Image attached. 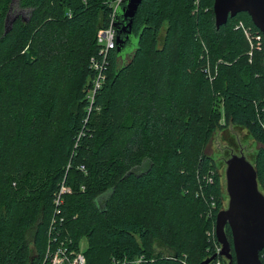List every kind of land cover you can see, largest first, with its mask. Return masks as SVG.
<instances>
[{
	"label": "trees",
	"instance_id": "1",
	"mask_svg": "<svg viewBox=\"0 0 264 264\" xmlns=\"http://www.w3.org/2000/svg\"><path fill=\"white\" fill-rule=\"evenodd\" d=\"M194 2L141 0L88 113V61L110 1L0 0V264H42L63 181L59 237L76 250L86 240L87 264L140 255L141 264H201L213 255L206 232L221 208L203 145L222 119L262 143L255 170L264 189V44L249 56L231 17L217 28L213 0H197L191 14Z\"/></svg>",
	"mask_w": 264,
	"mask_h": 264
},
{
	"label": "water",
	"instance_id": "2",
	"mask_svg": "<svg viewBox=\"0 0 264 264\" xmlns=\"http://www.w3.org/2000/svg\"><path fill=\"white\" fill-rule=\"evenodd\" d=\"M140 3L141 0H119L116 5L113 25L118 51L131 36L133 17ZM212 10L217 28L238 12H247L264 40V0H213ZM7 26L5 30H8ZM131 54L132 50H129L120 55L119 63ZM226 164L229 204L227 209H219L215 220L216 237L222 246L219 253L229 260V264H262L259 251L264 247V195L257 189L256 170L243 155L232 154ZM226 223L231 231L230 241L224 232ZM214 258L215 254L201 264H208Z\"/></svg>",
	"mask_w": 264,
	"mask_h": 264
},
{
	"label": "built area",
	"instance_id": "3",
	"mask_svg": "<svg viewBox=\"0 0 264 264\" xmlns=\"http://www.w3.org/2000/svg\"><path fill=\"white\" fill-rule=\"evenodd\" d=\"M118 1L119 0H117L115 7ZM115 7L111 15V18L109 19V23L105 27H102L96 35L95 41L97 45V53L90 56L89 58V68L92 70L93 79H92V85L88 89L86 95L90 103L87 110L88 113L91 112L92 105L94 103V96L96 92L101 88L105 80L106 77L105 71L108 66V54L110 50L115 47L116 44L115 42L116 30L113 25ZM239 27L242 29L248 43L250 44V51H249L250 56L252 55L253 49L256 48L261 49V47L263 49V44H264L262 41L263 35L262 36L250 35L248 29L245 28L243 23H240ZM206 71L210 78L211 76L208 68ZM261 123L263 127L264 119H262ZM80 169L84 171V166L80 165ZM69 192H70V188L66 184H64L63 181L61 182L59 190L57 191V193L53 198L52 219L50 221V225L47 230V237H48L47 248L42 264H87L83 251L70 248L69 245L71 243V239L59 237L60 229L57 230L56 224L58 222V217L60 215L61 204L63 203V195ZM213 207H215L214 203L210 205V208L208 210L207 216L210 217V219L214 217ZM59 219L62 221L61 218ZM215 228H216V223H214L213 221L211 227L206 232L208 239L210 240L213 254H215V258L212 259L208 264H229V260L225 256L220 255L219 253L222 246L217 240ZM54 231L57 232L53 233ZM126 261L129 264H141L146 261V258L144 257V255H140L135 258L127 259Z\"/></svg>",
	"mask_w": 264,
	"mask_h": 264
},
{
	"label": "rangeland",
	"instance_id": "4",
	"mask_svg": "<svg viewBox=\"0 0 264 264\" xmlns=\"http://www.w3.org/2000/svg\"><path fill=\"white\" fill-rule=\"evenodd\" d=\"M109 1H110V5L112 6V12H113L114 6H115L117 0H109ZM196 4H197V0H195V2L193 3L194 7L191 9V14L196 11ZM14 15H15V13L13 11L9 12L8 24L10 22V25H11L12 20L14 18ZM22 16L24 19H26L28 17L27 12H23ZM248 16H249V14L245 13V11L238 12L236 15L231 17V19L229 20L228 26H232V27H234V29L235 28L241 29L239 27V24L243 23L245 28L248 29L250 35H261L262 36L261 31L255 29V27L253 25H251V23L249 21H247ZM249 18H250V16H249ZM166 27H167V24L164 21L161 24L160 30L158 32V36L161 34H164ZM100 29L101 28H99L97 30V33L99 32ZM97 33H96V35H97ZM159 41L160 40L157 39L156 46L158 45L160 47L161 44ZM262 41L264 42V40H262ZM77 45H79V43H77ZM248 45H249V50H248V55H249L250 44L248 43ZM261 49H262V47H261ZM261 49H258V48L253 49L252 54L254 52H261L262 51ZM88 64H89V61H88ZM88 67H89V65H88ZM213 78H214V75H211L209 80H213ZM92 79H93V76L91 77V82H90L88 89L92 85ZM69 86H70L69 81L63 82L61 85V93H60V97H61V100H60L61 108L60 109L61 110L58 113V115H60L59 119H61L62 115H63L62 109L64 110V108H66L68 103H69V101H68V99H69V96H68L69 95V93H68L69 92ZM87 92H88V90H87ZM87 92H86V95H87ZM88 106H87V108H88ZM81 121H82V119H81ZM263 128H264V125H263ZM53 136H54V132H52V136H51V138H49L48 142L52 138L55 137V136L54 137ZM261 146H262V143L258 139H256L254 136L251 135L248 127L243 126V125L233 124L229 120H227V122L224 123L223 119L221 121L220 128L213 131L211 136L207 139V141L203 145V152L206 153L207 155H209L213 159L214 171L217 170L219 172V175H220V181H221L220 200H221V207L222 208L227 207L228 198H229L228 193L226 191V183H225V175H224L225 165H226L227 159L230 158V156L232 154L243 155L251 163V165L255 169V167H256L255 158L258 155V152H259ZM258 187L261 189V192L264 195V189H263V186L260 184V182L258 183ZM214 223H215V217H214ZM215 230H216V228H215ZM86 245H87L86 240L83 239L80 242L81 251H83L86 248Z\"/></svg>",
	"mask_w": 264,
	"mask_h": 264
},
{
	"label": "flooded vegetation",
	"instance_id": "5",
	"mask_svg": "<svg viewBox=\"0 0 264 264\" xmlns=\"http://www.w3.org/2000/svg\"><path fill=\"white\" fill-rule=\"evenodd\" d=\"M238 155H240V154H238ZM247 160V159H246ZM248 161V160H247ZM226 166H227V164L225 165V169H226ZM224 175H225V173H224ZM257 181V180H256ZM225 183H226V187H227V180H226V178H225ZM257 189L261 192V189L258 187V181H257ZM262 193V192H261ZM263 194V193H262ZM228 204H229V198H228V203H227V207H225V208H220V209H227L228 208ZM227 230H229V232H230V236H231V231H230V227H229V225H228V223H226L225 225H224V232H225V235H226V237H227V239H228V236H227ZM229 240V239H228Z\"/></svg>",
	"mask_w": 264,
	"mask_h": 264
}]
</instances>
